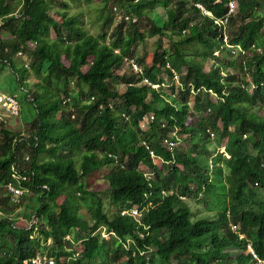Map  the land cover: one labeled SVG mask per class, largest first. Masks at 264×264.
<instances>
[{
	"label": "trees",
	"instance_id": "1",
	"mask_svg": "<svg viewBox=\"0 0 264 264\" xmlns=\"http://www.w3.org/2000/svg\"><path fill=\"white\" fill-rule=\"evenodd\" d=\"M94 1L0 0L27 124L0 121V264H264V0H237L228 45L230 0H114L102 35L72 14ZM202 196L230 208L197 219Z\"/></svg>",
	"mask_w": 264,
	"mask_h": 264
},
{
	"label": "rangeland",
	"instance_id": "2",
	"mask_svg": "<svg viewBox=\"0 0 264 264\" xmlns=\"http://www.w3.org/2000/svg\"><path fill=\"white\" fill-rule=\"evenodd\" d=\"M113 2L114 0H110L109 3L107 5H105V0H95L92 6H87V5H82L81 7L77 8V9H73L72 14H81L82 15V20L85 23V26L87 27V29L89 30V32L93 35H102L103 32H101L99 30L100 27V21L102 20V9H104L105 7H107V9H110V7L113 6ZM99 9V11L97 10ZM108 11V10H107ZM159 14H162V17H164L163 15H165V10L164 9H160L159 10ZM53 16H55V14H53ZM120 20V19H119ZM144 29L148 28L147 23H145L142 26ZM55 38V35H54ZM165 47H169V42L165 41ZM140 54H144V47L142 46L139 50ZM20 60H26L23 58H20ZM167 80V79H166ZM167 83H170V81ZM0 94H6V95H12V96H16L20 103L23 101L24 98V93L23 90L20 86V84L18 83V80L16 78V76L13 74V72L10 69H6L0 76ZM4 108L3 106L0 104V115L4 114L5 112L3 111ZM17 119H10L9 122L10 123H17L19 125V127L17 128L18 130H22L25 134H27V124L26 122L22 119V122L19 121H15ZM148 124H149V118H146L144 120L143 123V130H147L148 128ZM182 146V145H180ZM189 147V146H187ZM225 148L224 145H222L221 147V153L224 152ZM95 190H104V186H102V182L100 183H96V187H94ZM201 201H194L191 203V209L194 213V215L196 216L197 219L199 218H205V219H216V216L220 213H223L225 211L226 208H230V201L229 196H227L226 198H222V197H216L213 196L212 198H207V197H200ZM84 206H88V204H84ZM83 206V207H84ZM229 210V209H228ZM18 225L21 227H27L29 226V224H31V221L29 220H19L17 221ZM34 224H37V220H34L33 222ZM109 239V237H108ZM51 244V243H49ZM227 253H230L232 255L233 258H237L238 256L241 255V252L233 249L228 251ZM101 261V259H98V263Z\"/></svg>",
	"mask_w": 264,
	"mask_h": 264
},
{
	"label": "built area",
	"instance_id": "3",
	"mask_svg": "<svg viewBox=\"0 0 264 264\" xmlns=\"http://www.w3.org/2000/svg\"><path fill=\"white\" fill-rule=\"evenodd\" d=\"M199 10H201L205 16L208 17H213V15L208 12L203 6H198ZM238 10V1L237 0H230V4H229V10H228V14L224 19L218 20L216 22V25L223 27L224 28V43L226 45L229 44V33H228V26L230 23V19L237 13ZM128 20V19H127ZM0 27H1V23H0ZM233 53L235 54L237 51V47H229ZM117 54H121L120 51L116 52ZM216 55H219V53H216ZM19 58H23L24 54L20 53L18 55ZM130 67H132V69L135 71V73L144 76V70L142 65L138 62V60L136 58H130L127 60ZM27 67H29V65H27ZM165 79V77H164ZM178 79V77L176 76L174 78V81H176ZM166 80V79H165ZM178 83V82H177ZM142 84L144 85H148L149 87H151L154 90H160L163 86H165L166 84H160V83H155L152 82L149 78L147 77H143L142 80ZM215 96V95H214ZM0 104L3 106V108L6 110V112L2 115H0V121L4 122V123H8L9 119H18V118H22V105L19 101V99L16 96H12V95H6V94H0ZM180 144H170L171 146H179ZM225 151V150H224ZM111 158H116V156L114 155H110ZM15 179H17L18 181L20 180H26L25 178L20 179L17 176L15 177ZM7 189L9 191V194L13 200V202L16 205H20L22 202V198L23 196L27 193V191L20 187V186H15V184L13 182L9 183L7 186ZM139 208H134L131 211H123L122 215H137L139 214ZM32 226H34V223L32 224ZM103 236L105 238L110 239V234L106 233L104 231ZM67 240H70V237L67 238ZM251 249V248H250ZM251 253L252 255H254L255 259H258L256 253L254 252V250L251 249ZM31 262L32 264H56L55 262V258L50 257L48 255H39L36 258H33L31 261H27L26 263Z\"/></svg>",
	"mask_w": 264,
	"mask_h": 264
},
{
	"label": "clouds",
	"instance_id": "4",
	"mask_svg": "<svg viewBox=\"0 0 264 264\" xmlns=\"http://www.w3.org/2000/svg\"><path fill=\"white\" fill-rule=\"evenodd\" d=\"M250 248H251L252 250H254V248H253V246H252V245H250V246H249V252L251 253V249H250ZM254 252H255V250H254ZM251 254H252V253H251ZM253 256H254V255H253ZM257 257H258V256H257ZM254 258H255V257H254ZM256 260L258 261V260H259V258H258V259H256ZM260 263L262 264V262H260Z\"/></svg>",
	"mask_w": 264,
	"mask_h": 264
}]
</instances>
